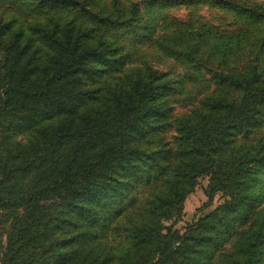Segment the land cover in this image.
<instances>
[{"label":"trees","instance_id":"trees-1","mask_svg":"<svg viewBox=\"0 0 264 264\" xmlns=\"http://www.w3.org/2000/svg\"><path fill=\"white\" fill-rule=\"evenodd\" d=\"M200 1L242 16L264 10ZM3 3L11 6L0 10V226L11 231L0 241V264H258L264 215L249 219L235 249L214 262L220 237L207 221L180 245L164 221L180 215L186 189L203 175L230 196L220 208L226 219L252 203L250 182L264 173V134L250 140L264 128V15L256 42L252 25L238 33L247 60L236 68L227 45L201 52L208 29L171 39L178 60L212 59L215 80L200 109L176 119L171 147L162 131L172 110L159 92L170 87L150 64L126 69L130 54L117 39L123 31L141 41V3Z\"/></svg>","mask_w":264,"mask_h":264},{"label":"rangeland","instance_id":"rangeland-1","mask_svg":"<svg viewBox=\"0 0 264 264\" xmlns=\"http://www.w3.org/2000/svg\"><path fill=\"white\" fill-rule=\"evenodd\" d=\"M125 2L137 1L142 5L143 19L146 27L142 29L141 41L132 43V37L125 35L123 31H119L117 36L118 42L123 43V50L129 52L126 69L134 68L141 63L145 65L150 64L163 77V83L169 85L170 88L160 93L164 95L168 106L172 110L169 126L162 131V139L166 143H170L171 147H175L177 134L174 130V123L177 118L188 114H193L200 109L201 102L205 96L209 95L215 89V80L212 78L209 65L213 60L205 56L202 61L195 60L190 62V59L179 58L176 59L174 54L169 52V42L172 43L173 37L181 36L182 34H190L193 31H201L202 29L209 30V34L204 32V39L198 44L204 49L201 52L208 53L209 50L215 51L222 46H229L231 56L229 58V65L231 68H236L247 60L245 55L246 49L242 44H237L240 40L247 43L246 40H237L238 33L245 32L247 26L250 24V34L253 42H256L261 33L262 20L264 10L258 11L251 15H240L238 10L230 7L220 8L213 4L202 3L200 1L194 5L190 4V0H124ZM257 5L264 6V0H241L240 5H247L248 7ZM11 6L9 3H3L0 10ZM12 9V8H10ZM10 13V12H8ZM264 31V30H263ZM124 33V34H123ZM257 38V39H256ZM161 39L162 44L159 43ZM135 46H134V45ZM133 46V49L130 47ZM135 47V48H134ZM173 47V43H172ZM211 47H213L211 49ZM218 61L223 62L222 58L216 54ZM216 60V61H217ZM263 65L261 73L264 77V56L259 60ZM215 62L213 65H215ZM225 91V90H224ZM224 94L227 97H235L236 91L226 90ZM264 134V128L257 130L256 134L250 137L252 142H257ZM245 142V140H243ZM264 171V169H263ZM252 188L248 189V193H255L253 195L252 203L247 206H242L236 218L226 219L224 211L220 208L224 207L230 196L220 188L211 190L212 181L210 175L200 176L194 186L186 189L184 200L182 201V211L180 215H173L170 220H165L166 228L171 227L173 232L177 233L181 239H178L177 245L182 242H190V237L194 236L198 225L202 221H207L208 225L214 229L213 237L220 239L214 243L215 252L210 257V262H214L220 253L226 251L232 252L235 249L236 241L239 240L241 234L249 225V219L254 216L264 215V173L261 174V180L258 183L250 182ZM155 185L150 189H145V193L154 190ZM211 190L210 198L206 194V190ZM143 194V192H142ZM220 212L217 217H214L216 212ZM2 212H0V215ZM213 218V219H212ZM221 219V220H220ZM11 231L9 224L0 226V241L5 235ZM246 232V231H245ZM165 235L168 234L164 230ZM215 235V236H214ZM259 240L254 243L253 252L256 255L258 264H264V229L261 228ZM182 238H186L184 241ZM258 246V247H257ZM259 252V253H258ZM255 260V259H254ZM254 264V262H253Z\"/></svg>","mask_w":264,"mask_h":264}]
</instances>
